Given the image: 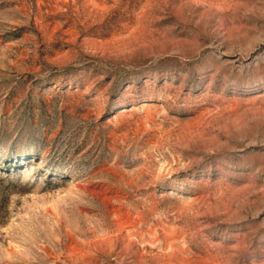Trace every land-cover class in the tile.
I'll list each match as a JSON object with an SVG mask.
<instances>
[{
	"label": "rangeland",
	"instance_id": "374dc122",
	"mask_svg": "<svg viewBox=\"0 0 264 264\" xmlns=\"http://www.w3.org/2000/svg\"><path fill=\"white\" fill-rule=\"evenodd\" d=\"M0 264H264V0H0Z\"/></svg>",
	"mask_w": 264,
	"mask_h": 264
}]
</instances>
